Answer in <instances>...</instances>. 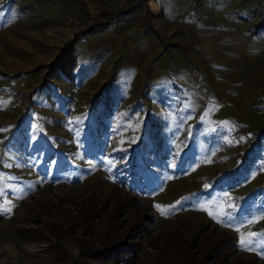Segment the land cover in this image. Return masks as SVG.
<instances>
[{
  "label": "rangeland",
  "instance_id": "1",
  "mask_svg": "<svg viewBox=\"0 0 264 264\" xmlns=\"http://www.w3.org/2000/svg\"><path fill=\"white\" fill-rule=\"evenodd\" d=\"M83 9L0 0V264H264V0Z\"/></svg>",
  "mask_w": 264,
  "mask_h": 264
},
{
  "label": "built area",
  "instance_id": "2",
  "mask_svg": "<svg viewBox=\"0 0 264 264\" xmlns=\"http://www.w3.org/2000/svg\"><path fill=\"white\" fill-rule=\"evenodd\" d=\"M128 2L129 0H80L83 4V12H69L63 21L68 38H77L93 24L104 22L107 13L121 10Z\"/></svg>",
  "mask_w": 264,
  "mask_h": 264
},
{
  "label": "trees",
  "instance_id": "3",
  "mask_svg": "<svg viewBox=\"0 0 264 264\" xmlns=\"http://www.w3.org/2000/svg\"><path fill=\"white\" fill-rule=\"evenodd\" d=\"M85 218L87 219V217H84V219ZM86 226L89 227L90 225L86 223ZM45 228L56 237L55 246H58V241H60L63 234V227L61 225L48 223ZM31 231L35 233L39 232L38 230ZM108 232L112 234L110 229H107L104 234L110 238V235L107 234ZM77 241L79 242L80 249L83 250L85 256L82 264H129L130 262L129 257H122L120 254L121 250L125 249V246L128 245L127 242H114V244L105 245L100 248H92L91 246L83 245V240L78 239Z\"/></svg>",
  "mask_w": 264,
  "mask_h": 264
},
{
  "label": "crops",
  "instance_id": "4",
  "mask_svg": "<svg viewBox=\"0 0 264 264\" xmlns=\"http://www.w3.org/2000/svg\"><path fill=\"white\" fill-rule=\"evenodd\" d=\"M124 10V9H123ZM123 10H121V11H123ZM133 15V14H132ZM131 15V16H132ZM141 25H143V24H141ZM101 25L99 24V26H97V27H100ZM95 30V29H94ZM91 31H93V30H91ZM98 31H100V33H99V35L101 36V34H102V31L101 30H99L98 29ZM90 32V31H89ZM118 32H116V33H110L111 35H110V38H109V41H108V43H107V45L108 46H110V47H116L118 44H119V36H118V34H117ZM87 36V35H86ZM91 36V35H90ZM90 36H88V37H90ZM82 37V36H81ZM80 38V37H79ZM115 45V46H114ZM104 49V48H103Z\"/></svg>",
  "mask_w": 264,
  "mask_h": 264
},
{
  "label": "snow or ice",
  "instance_id": "5",
  "mask_svg": "<svg viewBox=\"0 0 264 264\" xmlns=\"http://www.w3.org/2000/svg\"><path fill=\"white\" fill-rule=\"evenodd\" d=\"M241 139H243V138H241ZM249 235H250V236H252V235H255V234H253V233H249ZM240 243H241L242 245H244V244H245V240H244V238H243V237L241 238V241H240ZM248 250H251V249H248Z\"/></svg>",
  "mask_w": 264,
  "mask_h": 264
}]
</instances>
